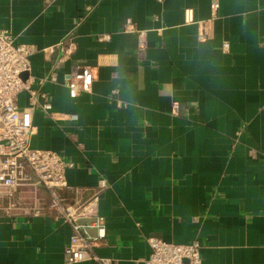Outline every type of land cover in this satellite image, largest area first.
Here are the masks:
<instances>
[{
    "label": "crops",
    "instance_id": "crops-1",
    "mask_svg": "<svg viewBox=\"0 0 264 264\" xmlns=\"http://www.w3.org/2000/svg\"><path fill=\"white\" fill-rule=\"evenodd\" d=\"M213 1L0 0V30L36 48L24 77L38 88L57 72L42 85L53 109L33 112L32 147L71 164L64 196L86 199L107 182L100 260L68 262L71 226L40 186V214L0 217V264H144L148 237L198 240L202 264H264V0H217L201 41ZM68 38L77 49L56 67ZM75 64L93 68L94 81L72 99L65 76Z\"/></svg>",
    "mask_w": 264,
    "mask_h": 264
},
{
    "label": "built area",
    "instance_id": "built-area-1",
    "mask_svg": "<svg viewBox=\"0 0 264 264\" xmlns=\"http://www.w3.org/2000/svg\"><path fill=\"white\" fill-rule=\"evenodd\" d=\"M53 2L54 0H47ZM220 4L211 3V16L200 23L198 38L205 41L211 38L214 21L218 16ZM186 21H193L192 9L185 10ZM126 30L133 28L128 19ZM101 39L109 40L110 34ZM74 39L62 41L57 49L62 53L56 67L71 56L77 49ZM137 46L139 50L147 47L146 32L139 31ZM229 43L224 42L227 50ZM50 47L45 51L53 52ZM36 51L32 45L16 43L9 29L0 30V217H13L20 213L40 214L42 204L40 186L48 191L49 206L60 214L71 226L72 234L65 247L70 263L85 260H100L93 249L107 236L106 219L99 213V199L107 186L105 179L88 198L80 193L73 197L64 196L61 190L68 187L67 169L71 166L64 156L56 151L38 149L31 145L35 133L33 112L41 109L51 114L53 104L49 95L42 89L48 80L57 81V72L38 80L39 87L33 86L35 78L30 74L31 55ZM94 81L93 68L75 64L65 76V85L72 99L89 93ZM29 92V104L21 107L18 96ZM178 104L174 103L173 108ZM93 230H97L94 234ZM151 253L144 264H202V244L196 240L189 243H175L157 237H148Z\"/></svg>",
    "mask_w": 264,
    "mask_h": 264
}]
</instances>
